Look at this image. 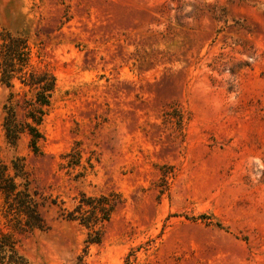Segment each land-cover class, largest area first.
Returning <instances> with one entry per match:
<instances>
[{
  "label": "rangeland",
  "instance_id": "374dc122",
  "mask_svg": "<svg viewBox=\"0 0 264 264\" xmlns=\"http://www.w3.org/2000/svg\"><path fill=\"white\" fill-rule=\"evenodd\" d=\"M0 29L57 85L39 154L0 128L45 199L43 232L0 216L30 264H264V0H0ZM80 193L123 199L99 245Z\"/></svg>",
  "mask_w": 264,
  "mask_h": 264
},
{
  "label": "trees",
  "instance_id": "16d2710c",
  "mask_svg": "<svg viewBox=\"0 0 264 264\" xmlns=\"http://www.w3.org/2000/svg\"><path fill=\"white\" fill-rule=\"evenodd\" d=\"M0 85L10 91L1 109L4 141L14 146L26 137L30 151L39 154V142L44 139L42 127L52 107L56 80L48 70H33L25 35L13 36L4 29H0ZM61 159H65L62 168L71 170L80 166L81 157L73 150ZM44 201L31 188L23 159L16 158L9 164L0 162V216L6 227L20 234L47 230L41 213ZM121 203V196L114 193L97 196L80 193L71 210H62V217L86 230V246L99 245L102 227ZM216 227L220 228L218 224ZM17 245L12 232L0 231V264H30Z\"/></svg>",
  "mask_w": 264,
  "mask_h": 264
}]
</instances>
